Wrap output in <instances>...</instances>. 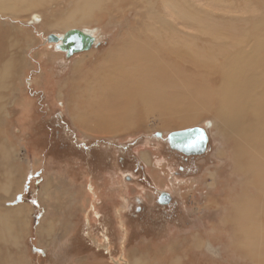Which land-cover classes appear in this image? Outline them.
<instances>
[{"label": "rangeland", "instance_id": "rangeland-1", "mask_svg": "<svg viewBox=\"0 0 264 264\" xmlns=\"http://www.w3.org/2000/svg\"><path fill=\"white\" fill-rule=\"evenodd\" d=\"M71 2L44 0L38 12H46L45 16L63 14ZM245 2L228 0V7L236 4L237 13L215 11L218 24L225 26L224 16H231V27L241 28L239 17L248 16L239 13ZM147 3L148 0H129L128 5L120 8L108 2L96 13L95 23L91 25L98 28V40L92 47L96 55L124 41L136 28V31L144 28L143 22H151L140 13ZM29 14L13 17L0 13V34L5 37L1 41V64H7L6 60L16 61L21 71L9 81L8 87L0 88V103L3 102L0 113L6 118L0 125V165L7 161L1 154L7 150L13 152L14 162L19 165V178L12 177L11 194L1 193L0 202L7 208L22 205L27 210L28 221L17 225L22 230L20 237L5 240L12 250L6 249V254L10 257L17 250L14 259L21 264H55L57 260L62 261L60 264H115L122 257L133 261L131 255L136 249L143 255L139 264H149L147 253L151 258H159L157 249H163L172 238L178 237L179 241L185 239L179 253H187L183 256L196 263L249 264L226 248L231 242L230 234L220 229L221 209L229 206L227 192L235 180L229 176V158L217 155L222 141L206 124L211 118L203 116L187 128L181 124L171 126L183 128L177 131L192 127L207 130L209 142L205 151L193 156L175 154L165 140V133L153 121L137 133L112 139L92 137L102 134L96 131L93 122L78 128L66 114V101L71 99L73 104V60L87 53L66 58L63 52L55 51L47 40L49 35L60 31L39 30L37 24L30 23ZM188 26L185 28L189 34L203 35L198 24L188 23ZM177 28H183L179 21ZM45 47H50L51 54L40 53ZM86 58L87 69H93L89 63L94 57ZM46 74H49L47 78ZM80 79L78 74L76 81ZM150 149L161 155V160L153 166L142 161L141 152L148 154ZM0 169L2 186L11 175L9 168ZM209 172L214 174V179L209 177ZM89 181L101 192L93 203ZM46 183L54 189L43 193ZM161 194L169 195L171 201L162 204ZM10 195L14 196L4 201ZM43 220V226L49 228L48 244L41 243L36 236ZM120 225L126 228V237ZM193 232L199 233L197 239L203 241L201 248H193L192 239L196 235ZM58 235L61 239L56 243L54 238Z\"/></svg>", "mask_w": 264, "mask_h": 264}, {"label": "bare ground", "instance_id": "bare-ground-1", "mask_svg": "<svg viewBox=\"0 0 264 264\" xmlns=\"http://www.w3.org/2000/svg\"><path fill=\"white\" fill-rule=\"evenodd\" d=\"M246 1L239 13L248 16L239 17L243 26L238 28L231 27V16H224L225 26L215 19V11L237 13L236 4L228 7V0H148L147 7L140 13L148 16L151 22H143L144 28L138 27L139 31L136 28L124 41L97 55L92 47L98 40V28L91 26L96 13L108 2L122 8L129 0H72L65 13L51 16L38 12L44 0H0V13L19 17L29 12L30 23L37 24L39 30H59L60 34H52L56 40L48 38L47 43L55 51L63 52L66 58L87 53L73 60V104L71 99L66 101V114L78 128L93 122L96 131L102 132L92 136L94 138L112 139L137 133L153 121L157 129L165 133L167 142L169 133L191 127L201 117L209 116L208 128L222 141L217 155L229 158V176L235 180L227 192L229 206L221 209L220 229L229 233L231 240L226 248L249 264H264V0ZM177 21L183 28H177ZM188 23L198 24L203 35L189 34L185 28L189 27ZM68 31L83 32L94 43L86 51L77 46L72 51L62 50L58 46H63L61 39ZM2 38L5 37L0 34V88L1 85L6 88L21 71L16 61L6 60L7 64H1ZM50 47L40 53L51 54ZM58 54L63 58L62 53ZM86 56L94 57L89 63V68L93 69H87ZM78 74L81 75L79 82L76 81ZM4 118L5 114L0 113V125L4 124ZM177 124L183 128H171ZM196 128L206 131L207 144L203 151L197 147L188 150L189 155L202 154L209 142L207 130ZM148 151V154L141 152L142 161L153 166L161 160V155L151 149ZM1 154L7 161L0 168L5 171L9 168L11 175L9 182L0 186L2 200L1 193L9 195L12 192L13 175L19 178V165L14 162L13 152L7 150ZM209 177L215 178L210 172ZM89 182L90 191H93L91 197L94 195L92 201H95L101 192ZM49 188L54 189L46 183L42 192L47 193ZM186 188H189L187 184ZM1 203L0 264H21L14 259L17 250L10 257L6 254V249L12 250L5 240L20 237L22 230L16 227L27 221V210L22 205L7 208ZM82 210L87 211V207ZM120 228L126 237V228L122 225ZM198 234L192 239L196 249L203 245V241L197 239ZM184 242L185 239L172 238L168 245L160 248L162 252L157 249L159 258H151L150 253L145 258L149 264H199L183 256L187 253H179ZM131 256L133 261L122 257L115 264H139L143 258L136 249Z\"/></svg>", "mask_w": 264, "mask_h": 264}, {"label": "water", "instance_id": "water-1", "mask_svg": "<svg viewBox=\"0 0 264 264\" xmlns=\"http://www.w3.org/2000/svg\"><path fill=\"white\" fill-rule=\"evenodd\" d=\"M49 40H56V38L55 36L50 35ZM61 40L63 42V46L58 47L62 50L67 48L70 51L75 50L73 47L76 46L79 48V50L86 51L92 46V43H94L93 39L85 35L83 32L78 31L66 32L64 38ZM206 135V131L204 132L202 129L196 127L182 131H173L167 136V144L171 149L189 155L190 151L188 150H193L194 147H197V150L199 149V151H203L207 144ZM157 136L159 137V135Z\"/></svg>", "mask_w": 264, "mask_h": 264}, {"label": "crops", "instance_id": "crops-1", "mask_svg": "<svg viewBox=\"0 0 264 264\" xmlns=\"http://www.w3.org/2000/svg\"><path fill=\"white\" fill-rule=\"evenodd\" d=\"M45 222H46V221H45ZM43 224H44V220H43V222L41 221V223L39 224L38 228L36 229V236L39 237V238L41 239V243H43V244H48V243L51 242V241H50L51 239H50V240L46 239V232L48 231L49 228L46 230V227H44ZM89 225H90V223H89ZM67 234H69V232H68ZM56 235H57V233H56ZM56 235H55V236H56ZM44 239H45V241H44ZM54 239L56 240V243L59 242V240L61 239V235H60V236L58 235V236L55 237ZM46 240H47V241H46ZM47 242H48V243H47ZM61 262H62V261H61ZM61 262H59V261L57 260L55 264H60ZM63 264H65V262H64Z\"/></svg>", "mask_w": 264, "mask_h": 264}, {"label": "flooded vegetation", "instance_id": "flooded-vegetation-1", "mask_svg": "<svg viewBox=\"0 0 264 264\" xmlns=\"http://www.w3.org/2000/svg\"><path fill=\"white\" fill-rule=\"evenodd\" d=\"M50 36V35H49ZM48 44H50V43H48ZM170 148V147H169ZM171 149V148H170ZM171 150H173V149H171ZM173 151H175V154H177L176 152H178V153H181V154H184V153H182V152H179V151H177V150H173ZM184 155H186V154H184ZM194 154H191V156H193ZM89 188L91 189V187H90V185H89ZM97 199H98V196H97ZM169 201H171V198L169 197V195H162L161 194V197H160V202H162V204H165V203H167V202H169ZM93 202H95L94 201V199H93V201H92V203ZM95 208L93 205L91 206V208ZM90 208V209H91ZM87 219H89V220H91L90 218H87ZM105 240H106V238H105Z\"/></svg>", "mask_w": 264, "mask_h": 264}]
</instances>
